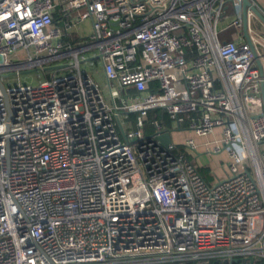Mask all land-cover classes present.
<instances>
[{
    "label": "built area",
    "instance_id": "1",
    "mask_svg": "<svg viewBox=\"0 0 264 264\" xmlns=\"http://www.w3.org/2000/svg\"><path fill=\"white\" fill-rule=\"evenodd\" d=\"M250 1L0 0V264L264 259V21L252 5L264 10ZM94 59L108 99L82 65ZM168 128L220 134L166 145ZM203 144L224 153L222 176L190 157Z\"/></svg>",
    "mask_w": 264,
    "mask_h": 264
},
{
    "label": "rangeland",
    "instance_id": "2",
    "mask_svg": "<svg viewBox=\"0 0 264 264\" xmlns=\"http://www.w3.org/2000/svg\"><path fill=\"white\" fill-rule=\"evenodd\" d=\"M259 6L264 10V0H256ZM92 22L90 19L85 20L80 22L76 27L73 28V35L74 37L80 38L81 36H87L88 33L90 32ZM26 54L21 53V58H25ZM84 67V64H82ZM20 82H29L34 79L33 73L26 72L20 74V76L17 77ZM101 89L102 93L105 97V99H108L109 97V92H108V87L104 84L101 83ZM220 128H216L215 132L212 134L206 135V136H199L195 133L194 130L192 129H181V130H174L172 133V137L176 142H183L184 137H194L199 143H203L208 141L211 138H215L217 135L220 134ZM182 137L183 140H178ZM205 145L201 147L202 153L199 156H195L194 154H189L190 157L194 160V162L197 164L198 167H200V163H203V166L209 167V171H204L205 175L207 177L211 176L212 172L215 174V172L219 175H223L224 173V165L226 163V157L224 153H214V154H209L205 151V148H203ZM212 174V176H213ZM210 178V177H209Z\"/></svg>",
    "mask_w": 264,
    "mask_h": 264
},
{
    "label": "water",
    "instance_id": "3",
    "mask_svg": "<svg viewBox=\"0 0 264 264\" xmlns=\"http://www.w3.org/2000/svg\"><path fill=\"white\" fill-rule=\"evenodd\" d=\"M243 3H244L245 10H246L248 5L252 4L250 0H243ZM252 8L255 10L256 14L264 21V14L259 9H257L254 5H252ZM244 31H245V36H246L247 40H249V35L247 33V27H246V19H245ZM258 65H259V68H260L262 76H264V67H263V65H262V63H261V61L259 59H258ZM0 87L5 92V87H4V85L1 82H0ZM262 94H263V99H264V80H262ZM172 133H173V130L171 128H168V129L163 130L162 132H160L157 137L164 144L167 145V144H169V143H171L173 141ZM235 260H237V259H235ZM253 260H254L253 257H251L250 261H253ZM200 264H205V263H200Z\"/></svg>",
    "mask_w": 264,
    "mask_h": 264
},
{
    "label": "trees",
    "instance_id": "4",
    "mask_svg": "<svg viewBox=\"0 0 264 264\" xmlns=\"http://www.w3.org/2000/svg\"><path fill=\"white\" fill-rule=\"evenodd\" d=\"M136 114L135 113H132L131 114V117H135ZM148 119L149 120H161L167 127H171V119H170V116L169 114H167L165 111L159 109V108H153V109H150L149 110V116H148ZM154 129V127L152 125L150 126H147L146 127V131L147 132H150ZM200 171L201 173L207 178V179H211L212 176H209L207 177L204 173V171H209V167H206V166H203L201 165L200 167ZM218 264V263H216ZM253 264H264V259H258L256 258L253 262Z\"/></svg>",
    "mask_w": 264,
    "mask_h": 264
},
{
    "label": "crops",
    "instance_id": "5",
    "mask_svg": "<svg viewBox=\"0 0 264 264\" xmlns=\"http://www.w3.org/2000/svg\"><path fill=\"white\" fill-rule=\"evenodd\" d=\"M61 24V22H60ZM84 68H86L87 71L90 72V74L97 80L99 81L100 83H104L105 81V73H104V69H103V66L102 64L97 60V59H94V63H90L88 61L84 62ZM188 137H184V139H186ZM213 139V138H211ZM209 139V140H211ZM178 140H183L182 137ZM264 146V144H263ZM203 165V163L201 162L200 165Z\"/></svg>",
    "mask_w": 264,
    "mask_h": 264
}]
</instances>
